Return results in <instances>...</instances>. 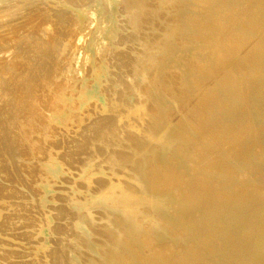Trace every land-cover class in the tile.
<instances>
[{
  "label": "bare ground",
  "instance_id": "1",
  "mask_svg": "<svg viewBox=\"0 0 264 264\" xmlns=\"http://www.w3.org/2000/svg\"><path fill=\"white\" fill-rule=\"evenodd\" d=\"M91 1L81 11L0 0V264H24L4 237L17 240L16 222L23 230L38 218L23 192L31 202L19 197L12 215L21 195L12 182L33 194L39 178L44 207L70 163L80 166L59 209L71 222L55 234L41 220L56 245L42 258L264 264V0H122L121 43L113 4L99 18ZM27 10L37 20L12 36ZM161 221L178 240L166 243ZM30 233L20 240L45 246Z\"/></svg>",
  "mask_w": 264,
  "mask_h": 264
},
{
  "label": "rangeland",
  "instance_id": "2",
  "mask_svg": "<svg viewBox=\"0 0 264 264\" xmlns=\"http://www.w3.org/2000/svg\"><path fill=\"white\" fill-rule=\"evenodd\" d=\"M14 1H17V0H14ZM18 1L20 2V0H18ZM21 1H22V0H21ZM35 1H36V3H41V2L43 3V0H41V2H40V0H35ZM37 1H38V2H37ZM44 1H45V0H44ZM46 1H47V2H46ZM46 1L43 3V5H41V4L39 5L41 8L44 7V8H43L44 10H45V8H48V7H58V8L60 7V8H64L63 6H65V7H67V6H71V7L75 8V9H77V10H81V11H83V10H88V9L93 5L92 1H91L92 4H91V3H88V2H90V0H84V1H83V0H82V1L80 0V2H82V3L85 2V5H84V3H83V5H82V3L79 2V0H77V1L75 0L76 2H79L78 4H80V5H75L76 7L73 5V4H77V3H74V2H75L74 0H71V2H69V3L67 2V1H68V0H67V1H66L67 4H66L65 0H49V1L46 0ZM69 1H70V0H69ZM73 1H74V2H73ZM87 1H88V2H87ZM104 1H108V2H110L111 4H113V13H114V14H113V15H114L113 18H114V19L112 20V24H111V25H112V27H115V28L118 27V28L120 29V26H124L123 24H125L124 22H125V18H126L125 14L123 13V12H124V9H123V3H122V0H99V1L97 2V4H95L96 7H97V17H99V18H102V17L104 16V14H105V9H104V7H103V2H104ZM49 2H50V4H49ZM51 2H52V3H51ZM72 2H73V4H72ZM86 2H87V3H86ZM55 3H56V4H55ZM70 3H71V5H70ZM44 4H45V5H44ZM88 4H89V5H88ZM39 6H38V7H39ZM47 6H48V7H47ZM77 6H80V7H77ZM40 7H39L38 10H39V12H42L43 10H42ZM121 7H122V8H121ZM35 9H37V8H35ZM35 9H33V10L35 11ZM122 9H123V10H122ZM30 10H31V11H30ZM30 10H27L28 12L26 11V15H25L26 17L23 15L24 22H23V20H21L22 16H20L21 18L19 17V18H20L19 26L21 25V23H22V25L25 23V18H27L26 23H25V25H26L28 22L33 23L32 20L35 18V15H36V14H39V15H40L39 12L36 11V12H35L36 14H35V13L32 11V9H30ZM41 10H42V11H41ZM121 10H122V11H121ZM29 11L31 12V14H32V12L34 13V14H32V15L34 16V18H32V17H33L32 15H31L32 17L29 15V14H30ZM120 11H121L122 13H121ZM24 14H25V13H24ZM27 14H28V15H27ZM29 16H30V17H29ZM85 16H87V15H85ZM118 16H119V18H118ZM28 17H29V18H28ZM37 17H38V16H37ZM37 17H36V18H37ZM30 18H31V20H30ZM28 19H29L30 21H29ZM34 20H37V19H34ZM122 20H124V22H123ZM27 21H28V22H27ZM31 21H32V22H31ZM120 21H122V22H120ZM17 22H18V21H16L15 23H17ZM30 23H29V24H30ZM87 23H89V22H85V25H88ZM121 23H122V24H121ZM17 24H18V23H17ZM22 25H21V26H22ZM25 25H23V26L25 27ZM119 25H120V26H119ZM17 26H18V25H17ZM21 26H20V27H16V29L19 28V29L21 30V28H23V26H22V27H21ZM27 26H28V25H27ZM27 26H26V27H27ZM26 27H25V28H26ZM25 28H23L22 31H20L19 29H17V30H18V31H17V34H15V33L13 34V32H16V30H14V31L12 32V34H13L12 36H14V35L17 36V35H18L17 38H19L23 33H24V35H26L27 33L25 34V32H28V29H25ZM24 30H25V31H24ZM120 30H121V29H120ZM120 30L116 31L117 34L115 35V38H114V39H115V43H121V42L123 41V39H124L123 36H124L125 33H124L122 30H121V31H120ZM19 31H20V32H19ZM23 31H24V32H23ZM21 32H23V33H21ZM3 34H4V33H1V32H0V35H3ZM19 34H20V36H19ZM24 35H22V36H24ZM39 35H40V36H39ZM39 35H38L39 37L36 36V39H38V40H42V39L47 40V38H46V39H45V37L43 38V36L41 35V33H39ZM119 35H120V36H119ZM118 37H120L119 40H120V39L122 40L121 42L118 40ZM40 38H41V39H40ZM212 45H214V44H212ZM127 46H128V45H127ZM127 46H122V47L120 48V49L123 51V53L127 51V48H128ZM124 50H125V51H124ZM128 51H129V49H128ZM126 54H127V53H126ZM127 55H128V54H127ZM73 58H74V57H73ZM95 98H96V97H95ZM80 101H81V99H80ZM97 101H98L99 104L103 105V104H105L106 98H105L104 95H100V96L97 97ZM85 105H86L85 103H82V106H81V113H84ZM94 117H95V116H92V115H91V116L89 115V117H88V115H87V118H94ZM65 139H66V141L64 140V138H63V139H60V141H61V142H65V146H66V145L68 144L69 141H68L67 138H65ZM62 140H64V141H62ZM67 141H68V142H67ZM61 142H60V143H61ZM66 143H67V144H66ZM71 164H72V165H71ZM77 164H78V163H76V164H74V165H73V163L68 164L67 166H69L71 169H68V167H67V168L64 167V168H66L65 170H67L68 172L66 171L65 173H63L62 178L70 176V178H69V177L67 178L68 183L62 181V180H65V179H62V178H60L59 180L57 179V180H58V183H57V181H56V183H55V185H54V188H55L56 190H55V189H52V190L50 189V190L48 191L47 197H48L49 200H48L47 204L44 205V207H41V206L39 205V203H38V201H37V200H39V198H36V196H38V193H37L38 191H37V189H38V187H40V184H38L39 182H37V181L39 180V178H38V179L35 178V180L32 181V185H33V187L36 189L35 192H34L33 194H36V193H37L36 196L33 195V194L28 190V187L23 186V184H20V183L18 184V183H17L18 185H14L15 182H14V183L12 182V184L9 183V182H7V184H6V182H4L5 185H8V184H9V185H10V184L13 185L14 187H13V186H12V187H13L14 189L17 188L16 191H18V190H19V192L21 191V195H22V192H23V195H24V196H26V195L29 196V195H30L28 198H30L31 200H32V199L35 200V203H34V209H32L33 211L29 210V211H30L29 213H30L31 216L34 218V220H35L36 217H38V218L40 219V222H39V219H38V218H37L38 221H37V219L35 220V222H37L39 225L36 223V224H34V226L32 227V226H30L28 223H26L28 226L25 224L24 227H25L26 229H23V230H21V228H23V224H22V222L24 223V220L22 221V219H21L19 222L17 221V222H16L17 224L20 223V224H18V226H19V227L22 226V227L19 228L17 225H15V226H17V228L19 229V232H16V229H14V228H16V227L13 228V229L15 230L16 234L19 233V235H20V233L22 232L21 235H23V237H22L21 235H20V236L22 237L21 239H23V238H24V234H23V233L26 232V233L29 234V233L31 232L30 234H32V232H34L35 234H38L39 237H41L42 239H44V242H43V245H45L44 247H42V248H38V250H32L30 244H27V243H29L30 241H29L26 237H25V238H26L27 241H28L27 243H26V239L24 240V242H23L22 240H20V236H19V238H18L17 240H16V239L9 238V237H4V239L7 240V241H9V242L11 243V245H16V246L19 245L18 247L15 246L16 248H15L14 246L11 247V248H14L15 250H17L18 253L23 252V253H20V255H22V256H23V254L26 255V256L24 255V257H22V256H18V257H17V260L22 261L24 264H30V263H31V262H30L31 260H32V263H31V264H36V263H37V264H51V263H52V264H55V263L52 262V260L49 259V258H44V257L42 258V256H43L42 254H43L44 249H46V248H47V249H50V248L52 247V249L54 250L55 248H53V247H56V245L54 244V240H53V241L51 240V239L53 238L54 235L52 234V232L50 231V229H49L45 224H43V222H45V217L47 216V217H46V220L48 219L47 222L51 225V227L53 228V226L56 224V225L54 226V228L56 227V228H58V229L60 230V231H59V230L57 229L58 231L56 230L57 233H55V234H58V232H61V234H62V232L65 233V231H66V229H64V228H66V227H65V224H67V222H69V221L71 222V220H70L69 218H66L65 216H63L62 219H64V221H62V220H61V217H62L61 214H62V213L60 212V210H61V207H62V205H63V200H64V199H65L64 202H66V195H67V194H65V193L68 192V190H67L66 188H67V187H68V188L70 187V185H68V184H69V182H71V180H72V178H73V175H75V174L78 173V172H76L77 170L75 171L76 173L74 172V170L77 169V168H79V166H80L79 164H78V165H77ZM75 165H76V166H75ZM65 166H66V165H65ZM74 166H75L76 168H75ZM72 169H73V171H72ZM69 172H70V174H71V172H72V175H69ZM73 172H74V173H73ZM64 175H65V176H64ZM60 181H61V182H60ZM65 181H66V180H65ZM62 182H64V184H63ZM35 183H37V184H35ZM61 183L63 184V186H62V187H64L63 189H62L61 186H60ZM62 184H61V185H62ZM9 185H8V186H9ZM11 185H10L9 187H11ZM19 185H20V186H19ZM56 186H58V188L60 187L59 189H61V190H59L58 188H56ZM66 186H67V187H66ZM65 187H66V188H65ZM18 188H20V189H18ZM64 189L67 190V191H65ZM22 190H23V191H22ZM63 190H64L65 192H64ZM36 191H37V192H36ZM62 191H63V192H62ZM19 192H18V193H19ZM24 193H26V194H24ZM57 193H59V194H57ZM53 194H54V195H57V196L54 197ZM62 194H63V195H62ZM19 195H20V193L18 194V197H15V198H18V199H12V200H15V201H12V200H11L12 203H13V205H14V207H15V208L13 207V212H15V213H12V215L14 214L15 217L17 216L16 214H17V212H18V211H14L15 209H17L16 206H15L16 201L19 202V203L22 202L23 205H27V204H29V202H31L30 199H29V200H28V198L25 199L26 197L24 198L23 195H22V198H23V199H22V198H21V195H20V196H19ZM60 195H62V196H60ZM16 196H17V195H16ZM63 196H64L65 198H64ZM19 197H20V199L22 200V201L20 200L21 202L18 201V200H19ZM58 198L60 199V201H58ZM63 198H64V199H63ZM56 199H57V200H56ZM23 200H27V201H23ZM11 201H10V202H11ZM14 202H15V203H14ZM36 202H37V203H36ZM66 204H67V203H65L64 205L66 206ZM13 205H12V204L10 205L11 209H9L10 207L8 206L9 208H8V210L6 211L7 214H6L5 211H2V213L4 212L6 215L11 216V213H10V212L12 211V206H13ZM16 205H17V203H16ZM20 205H21V204H20ZM35 205H36V206H35ZM52 205H53L54 207H53ZM57 205H58V206H57ZM59 205L61 206L60 209H59ZM64 205H63L62 209H64ZM37 206H38V207H39V206L41 207V208H39L41 211H42V209H44V214H43V212H41L39 209H38V210H39L40 212L36 209ZM35 207H36V208H35ZM48 207H49L50 209H49ZM57 207H58V208H57ZM56 208H57L59 211H58V210L56 211ZM9 210H10V212H8ZM36 210H37V212H39L38 214H36V213H37ZM31 212H32V213H31ZM45 212H46V214H45ZM48 212H49V214H47ZM57 212H58V214H57ZM59 212H60V213H59ZM4 213H3V214H4ZM8 213H9V214H8ZM34 213H35V214H34ZM40 213H41V214H40ZM23 214H25V213L22 212L21 215H23ZM30 214H29V215H30ZM59 214H60V215H59ZM14 215H13V216H14ZM33 215L36 216V217H34ZM59 217H60V220H59ZM20 218H21V216H20ZM20 218H19V219H20ZM54 218H56V219H54ZM43 219H44V220H43ZM65 219H66V220H65ZM41 220H42L43 222H42ZM21 221H22V222H21ZM56 221H57V222H56ZM70 222H69L66 226H68V225L70 224ZM40 223L42 224L41 226H40ZM45 223H46V222H45ZM59 223H61V224L63 223V224L60 226ZM164 223H165V224H164ZM164 223L161 221V224L163 225V227H164L168 232L171 230V231L169 232V235L172 234V235H170V236L168 235V237H170V238L167 237L169 240L166 239V243H167L168 241H170L169 243H172L173 241H175L176 239H175L174 237H176L177 240H178V239H179V238H178V237H179V236H178L179 234L177 233V231H176V230L173 231L174 228H172L171 225H169V223H166L165 221H164ZM21 224H22V225H21ZM58 224H59V225H58ZM57 225H58V226H57ZM165 225H166V226H165ZM29 226H30V227H29ZM36 226L39 227V228H36ZM169 226H170L172 229H171ZM27 227H28V229H27ZM34 227H35V228H34ZM166 227H168V228H166ZM30 228H32V230H31ZM18 229H17V230H18ZM34 229H36V231L39 230V232L37 231V233H36ZM24 230H26V231H24ZM27 230H29L30 232H28ZM173 232H174V233H173ZM50 233H51V234H50ZM55 236H56V235H55ZM172 237H173V238H172ZM65 238H66V236H65ZM66 239H67V241H69V242H68L69 244H72V243H73V242H72L73 239H69V238H66ZM173 239H175V240H173ZM19 240H20V241H19ZM51 241H52L53 243H51ZM153 242L155 243V242H157V241H156V240H153ZM12 243H14V244H12ZM169 243H168V244H169ZM17 244H18V245H17ZM51 244H52V245H51ZM21 246L24 247V248H22ZM34 246L36 247L35 244H34ZM20 247H21V248H20ZM28 248H29V250H28ZM24 249H27V250H24ZM19 250H20V251H19ZM40 252H41V253H40ZM27 253H28V256H27ZM29 253H30V255H31V253H34V254L31 255V256H33V255H34V256H33V257H30V256H29ZM39 254H41V256H40ZM37 256H38V257H37ZM39 256H40V257H39ZM35 257H37V259H39V260L37 261V259H36ZM22 258H26V260H25V259H22ZM28 259H29V260H28ZM30 259H31V260H30ZM33 259H36V263L34 262L35 260H33ZM44 259H45V260H44ZM27 260H28V262H30V263H27Z\"/></svg>",
  "mask_w": 264,
  "mask_h": 264
}]
</instances>
